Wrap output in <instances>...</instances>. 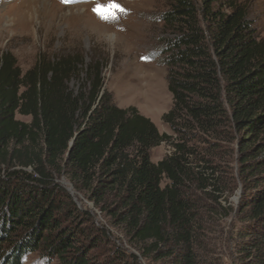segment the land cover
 Returning <instances> with one entry per match:
<instances>
[{"label":"trees","instance_id":"obj_1","mask_svg":"<svg viewBox=\"0 0 264 264\" xmlns=\"http://www.w3.org/2000/svg\"><path fill=\"white\" fill-rule=\"evenodd\" d=\"M161 1L171 135L113 103L102 61L0 54V264H213L227 219L238 264H264V39L238 0Z\"/></svg>","mask_w":264,"mask_h":264},{"label":"rangeland","instance_id":"obj_2","mask_svg":"<svg viewBox=\"0 0 264 264\" xmlns=\"http://www.w3.org/2000/svg\"><path fill=\"white\" fill-rule=\"evenodd\" d=\"M238 1L246 5L259 37L264 39V0ZM116 2L127 14L103 22L92 12L91 2L65 6L60 0H0V54H12L22 72L31 68L39 54H77L84 65L102 61L103 91L111 96L113 103L122 109L135 108L160 133L171 135L169 127L162 122V116L172 105L161 53L165 38L161 17L167 8L161 0ZM143 57H150V62H144ZM78 85L77 80L69 84L72 89ZM169 153V146L162 144L151 151L150 160L156 163ZM60 183L66 191L70 187L64 180ZM73 199L81 206L75 194ZM231 224L227 219L207 228L203 241L208 244L210 263L238 264L225 244ZM23 264L55 262L46 263L34 254L25 257Z\"/></svg>","mask_w":264,"mask_h":264},{"label":"snow or ice","instance_id":"obj_3","mask_svg":"<svg viewBox=\"0 0 264 264\" xmlns=\"http://www.w3.org/2000/svg\"><path fill=\"white\" fill-rule=\"evenodd\" d=\"M93 3L92 12L103 22H112L119 19L120 14H127V10L124 9L116 0H106L101 3L100 0H60V3L65 6H70L74 3ZM144 62H150V57H143Z\"/></svg>","mask_w":264,"mask_h":264},{"label":"water","instance_id":"obj_4","mask_svg":"<svg viewBox=\"0 0 264 264\" xmlns=\"http://www.w3.org/2000/svg\"><path fill=\"white\" fill-rule=\"evenodd\" d=\"M71 142H72V141H71ZM71 142H70V145H71ZM67 191H68V193L73 197L74 192L72 191L71 187H69V188L67 189Z\"/></svg>","mask_w":264,"mask_h":264}]
</instances>
